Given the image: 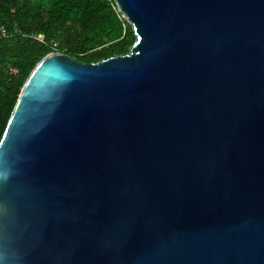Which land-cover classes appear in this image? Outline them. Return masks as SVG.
Returning <instances> with one entry per match:
<instances>
[{
    "label": "water",
    "instance_id": "obj_1",
    "mask_svg": "<svg viewBox=\"0 0 264 264\" xmlns=\"http://www.w3.org/2000/svg\"><path fill=\"white\" fill-rule=\"evenodd\" d=\"M113 3L125 54L20 89L0 264H264V0Z\"/></svg>",
    "mask_w": 264,
    "mask_h": 264
},
{
    "label": "trees",
    "instance_id": "obj_2",
    "mask_svg": "<svg viewBox=\"0 0 264 264\" xmlns=\"http://www.w3.org/2000/svg\"><path fill=\"white\" fill-rule=\"evenodd\" d=\"M0 28V139L21 87L45 55L97 63L134 43L113 0H0Z\"/></svg>",
    "mask_w": 264,
    "mask_h": 264
},
{
    "label": "built area",
    "instance_id": "obj_3",
    "mask_svg": "<svg viewBox=\"0 0 264 264\" xmlns=\"http://www.w3.org/2000/svg\"><path fill=\"white\" fill-rule=\"evenodd\" d=\"M119 16H120V18L124 19L120 14H119ZM0 34H1V36H5V33H4V31H3L2 28H0ZM54 46H55V45H54ZM56 52H57V51H56ZM10 72L14 74L16 71L13 70V69H11Z\"/></svg>",
    "mask_w": 264,
    "mask_h": 264
}]
</instances>
